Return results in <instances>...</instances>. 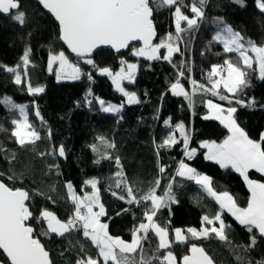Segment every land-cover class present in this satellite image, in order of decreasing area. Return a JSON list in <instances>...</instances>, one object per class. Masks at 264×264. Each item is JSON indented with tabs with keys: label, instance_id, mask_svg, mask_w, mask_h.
Wrapping results in <instances>:
<instances>
[{
	"label": "trees",
	"instance_id": "16d2710c",
	"mask_svg": "<svg viewBox=\"0 0 264 264\" xmlns=\"http://www.w3.org/2000/svg\"><path fill=\"white\" fill-rule=\"evenodd\" d=\"M190 3V0H186ZM245 7L232 2V0H207L205 5V19L200 22L198 30L184 36V52L175 53L173 62L179 66L180 61L191 67V73L185 71L180 83L189 94L193 88L190 80L198 84L208 85L207 73L214 64H223L226 58H235L236 54H226L223 45L209 41L217 31L216 18H223L235 31H239L246 39H251L258 45L264 44V14L255 5V0H244ZM21 10L27 14V23L21 27L19 23L11 20L8 16L0 15V65L16 67L21 72L24 83H14V76L0 68V96L11 97L18 104H28L27 113L29 122L40 132L42 140L34 146L20 148L11 136L13 125L12 119L19 118L18 112H9L0 104V146L8 155L15 153L16 161L12 166L5 158V152H0V172L17 173L15 187H23L30 192L32 199L28 202L30 210L35 216H39L40 209L47 208L54 212L59 219L66 221L71 215L74 205L68 199L66 182L71 181L77 195H83L81 188L84 181L96 178L99 181L98 189L100 201L104 204L107 217L103 222L108 223L109 232L113 236H119L125 241L132 239L131 231L139 223L144 221L143 213L145 206H131V211L117 216V212L129 207L111 194V191L123 193L114 186V173L117 171L115 157L118 156L124 170V174L133 184L137 195H143L150 187L155 186L159 178L160 186L157 195H163L165 187L173 181V191L178 202L169 204L157 212L155 221L169 228L170 239L173 240V230L180 228L184 232L189 227L199 228L201 219L208 215L214 217L218 211V204L209 197L193 181L175 176V170L179 160L184 159L189 166L212 180V186L217 192H229L237 201L238 206L245 207L249 197V191L245 187L242 177L231 168H221L213 161L204 159V149L199 147L203 140L220 142L227 135V129L218 120H205L207 113L205 101L213 100L221 106L235 107L237 111L234 118L237 123L253 140H260L264 131V80L259 78L258 71L248 69L249 86L243 91L230 96L232 102L222 101L218 96H212L203 90H197L193 95V107L189 108L188 101L183 96H175L170 91L171 83L177 79V68L172 63L160 60H146L137 58L128 51L115 55L107 49H102L92 55L98 68L108 67L113 72L117 70L123 59L137 64L136 79L133 83L122 82V86L128 92H134L140 103H125L124 97L118 94L112 85L110 78L100 75L94 69L92 72L93 83L91 84L84 73L88 67L82 59L73 57L67 52L58 39L59 30L51 15L46 14L40 5L33 0H20ZM185 13L191 16L187 9ZM167 8L154 12V26L157 31L155 42H160L168 33H173L174 20ZM186 27V25H183ZM25 47L31 48L30 64L24 77V67L21 56ZM181 48V46L179 45ZM65 51L69 59L78 64L82 69L79 80H57L55 70L48 72V57L51 52ZM166 50L161 49V53ZM203 53V55H201ZM219 53V55H217ZM183 57V59H182ZM33 87H43L44 91L38 95H29L27 82ZM91 89L93 103H85V97ZM223 95V93H222ZM99 97L102 100L123 104V109L118 114L105 113L93 99ZM255 101L253 107L242 106L235 100ZM39 109L44 119V124L36 117L35 112ZM171 120L174 126L183 121L191 131L190 146L197 148V155L192 160H187L182 151V145L173 146L170 149H160L157 157L158 144L169 134V129L164 125V120ZM49 131L51 139H48ZM180 139L179 133H175ZM98 136L105 137L114 142L115 149L107 148L97 140ZM155 141V144H154ZM63 144L66 148V158H55L59 165L57 169H49L48 165L53 162V157H41L40 153H46L53 147ZM96 144L98 152L94 153L91 145ZM109 153L113 159H101L99 164L94 161L103 153ZM159 165L165 166L164 174L159 172ZM23 173L22 178L19 176ZM249 175L253 178H261L255 171L250 170ZM6 183L7 176L0 177ZM91 191L90 187L85 188ZM42 193L37 195L36 193ZM47 197H51L49 200ZM54 201V203H53ZM147 207H151L147 202ZM135 214V218L134 215ZM229 228L226 230L227 242L215 238L214 234L208 238L190 239L187 244L173 243L172 251L177 257L187 254V248L191 243L204 247L214 259L215 264H257L264 261V237L258 231L250 233L244 225L234 221L231 216H224ZM217 224V223H215ZM37 237L45 245L46 250L54 264H75L80 255V244L90 248L93 255L96 250L91 248V242L87 241L82 232L65 234L64 237L51 234L50 236L39 235L47 225L32 222ZM256 236V244L253 246L251 238ZM158 244V240L149 233V240L145 243V249L151 254ZM163 250H161V254ZM0 261L5 263V258L0 252Z\"/></svg>",
	"mask_w": 264,
	"mask_h": 264
},
{
	"label": "snow or ice",
	"instance_id": "6c2138e0",
	"mask_svg": "<svg viewBox=\"0 0 264 264\" xmlns=\"http://www.w3.org/2000/svg\"><path fill=\"white\" fill-rule=\"evenodd\" d=\"M233 3L245 7L244 0H232ZM37 3L54 18L58 25V39L67 46L71 53L75 54L78 59H82L87 65H91L100 75H106L111 80L118 92L122 93L128 104L140 103L134 92H128L122 86V81L127 80L134 82L137 70L136 63H128L121 59V68L113 72L108 67L98 68L95 61L91 59L94 50L103 45L110 46L117 53L122 49L129 48L131 42H142L139 48H132V55L144 57L146 60H164L173 64L177 68V79L171 83L170 91L175 96H183L188 101L189 108L193 107V95L197 90H203L211 93L212 96H218L222 101L232 102L229 95H222L219 89L222 87L226 93L237 94L249 86L248 69H253L259 73V78L264 80V45H258L251 39H246L239 31H235L230 25L226 24L223 18H216L217 31L209 41V45L219 43L223 45V51L226 54L234 53L235 58H226L223 64H214L207 73L210 87L204 84H198L195 80H190L193 91L190 95L180 83V78L184 77L185 71L191 73V67L185 61H180L179 66L173 62V55L181 53L179 45L187 44L184 40L185 35L198 30L200 22L205 19V5L207 0H37ZM255 5L259 11L264 14V0H255ZM169 9L174 17L175 33H168L159 43H153L156 37L154 26V12L161 9ZM183 9H187L191 16L187 15ZM0 14L8 16L11 20L19 23L23 27L27 21V14L21 10L20 0H0ZM183 25H186L183 26ZM161 49L166 50L161 53ZM31 48L25 47L21 62L24 67L23 76H28V65L30 64ZM251 53V55H250ZM182 54V53H181ZM203 55V53H201ZM219 55V53H217ZM58 64L55 69L56 79H81L82 69L78 64L70 61L65 51L51 52L48 57V70L53 71V65ZM16 67L0 65L5 72L14 76V83L21 85V72ZM87 75L89 81L92 80L90 73ZM44 91L43 87H33L31 82H27V92L29 95H38ZM91 89L85 97V103L91 105ZM100 105V110L105 113H120L123 104L115 105L106 103L99 97L93 98ZM235 103L242 106L253 107L255 101H243L236 99ZM0 104L7 108L11 113H19V118L12 119L11 136L20 148L34 146L37 141L43 139L40 132L29 122L26 111L27 105L18 104L11 97L0 98ZM208 109V115L205 120H218L225 129L227 135L220 142L204 140L199 143L201 149H205L204 159L214 161L221 168H231L243 177L248 186L250 196L247 200V207H240L237 201L227 192L214 190L212 180L209 176L204 175L189 166L184 159L177 163L175 170L176 177L185 178L193 181L203 192L215 200L220 208L227 209L229 213L247 230L252 233L258 231L261 237H264V182L252 180L249 178V170L254 169L256 172L264 175V145L253 140L237 123L234 113L237 111L234 107L224 108L220 104L213 103L212 100L205 101ZM35 115L44 124V119L37 108ZM164 125L169 129V134L158 144L157 157L160 156V149H170L173 146L182 145L183 155L187 160H192L197 155V148L190 146L191 131L186 127L183 121L176 123L174 126L171 120H164ZM179 133L180 139H177L175 133ZM48 139H51L49 131ZM97 140L107 148L115 149L114 142L108 141L103 136H98ZM261 141H264V133L261 134ZM155 144V141H154ZM94 153L98 152L96 144L90 146ZM0 152H5V158L10 166L16 161L15 153L8 155L6 150L0 146ZM41 157L51 156L53 162L48 165L49 169H57L59 175V165L55 163V158H66V148L63 144L53 147L46 153H40ZM101 159L110 160L113 157L105 152L94 162L99 164ZM115 165L117 171L114 173V185H110L109 190L114 186L123 193L111 191V194L117 199L124 201L129 207L117 212V216L131 211V206H145L143 213L146 222L139 223L131 231V241H125L119 236H113L109 232V225L102 222L101 217H107V211L100 201L98 189L99 181L96 178L86 179L84 187L81 188L83 195H77L71 181L66 182L65 187L68 192V199L73 203L74 208L71 215L66 221H62L57 215L47 208L40 209L39 216H35L30 210L29 203L32 199L30 192L23 187H15L14 182L17 180V173L9 169V173L0 172V177L7 176L6 183L0 179V250L7 258V264H54L45 245L37 237L36 230L32 225L35 221L37 224L46 223V229H42L39 235L50 236L56 234L64 237L65 234L73 232H82L83 237L91 242V248L96 250V254L91 253L90 248L80 244L79 253L75 264H215L214 259L202 246L191 243L187 248V254L177 257L171 250L173 243L187 244L190 239H208L213 234L216 239L227 242L228 237L226 225L221 218L220 212L214 217L205 215L201 219V228L197 230L194 227L186 229V235L181 229L173 230L175 240L170 239L169 228L157 223L154 219L157 212L177 203L178 198L173 191V181L165 187L163 195H157V189L160 186L159 178L155 181V186L150 187L143 195H137L133 184L124 174L120 158L116 156ZM159 172L164 174L165 166L159 165ZM19 176L22 178L23 173ZM91 188V192L85 190ZM37 195L42 193L37 192ZM51 200V197H47ZM150 202L151 207H147ZM54 203V201H53ZM98 209V211L96 210ZM134 218H135V214ZM111 219V217H107ZM215 222L219 226H215ZM149 233H154L158 238V244L149 254L145 249V243L149 240ZM252 245L256 244V236L251 238ZM161 250L163 253L161 254ZM3 264V262H0ZM257 264H264L259 261Z\"/></svg>",
	"mask_w": 264,
	"mask_h": 264
},
{
	"label": "crops",
	"instance_id": "0c3cea01",
	"mask_svg": "<svg viewBox=\"0 0 264 264\" xmlns=\"http://www.w3.org/2000/svg\"><path fill=\"white\" fill-rule=\"evenodd\" d=\"M173 17V16H172ZM173 20H174V17H173ZM264 45V44H263ZM250 55H251V53H250ZM137 57V56H136ZM144 58V57H143ZM128 62V61H127ZM128 63H133V62H128ZM47 68H48V66H47ZM120 68H121V66L117 69V70H115L114 71V73L115 72H117V71H119L120 70ZM210 70H211V67H210ZM209 70V71H210ZM48 72H50L49 70H48ZM135 79H136V74H135ZM72 79H69V81H71ZM111 80V79H110ZM129 82V81H127V80H124V81H122V82ZM111 82H112V80H111ZM121 82V83H122ZM129 83H133V82H129ZM112 85H113V83H112ZM211 85H210V83L207 85V87H210ZM113 87H114V90L118 93V94H120L122 97H124L123 96V94L122 93H120V92H118L117 90H116V88H115V85H113ZM219 91H220V93L222 94L223 93V95H229V96H232L233 94H229V93H226L224 90H223V88L221 87L220 89H219ZM172 93V92H171ZM211 94V93H210ZM124 99H125V103H127L126 102V98L124 97ZM105 101V100H104ZM106 103H109V102H107V101H105ZM212 102L213 103H216L215 101H213L212 100ZM121 103H118V104H116V105H120ZM216 104H218V103H216ZM23 105H27L28 106V104H23ZM100 106V105H99ZM224 108H227V107H225V106H223ZM235 108V107H234ZM123 109V108H122ZM121 109V110H122ZM206 109H207V107H206ZM110 114H116V113H110ZM205 115H208V109H207V113L205 114ZM234 115V114H233ZM219 122V121H218ZM241 127V126H240ZM242 128V127H241ZM262 133H264V131L262 132ZM261 133V134H262ZM228 134V133H227ZM204 141V140H203ZM209 141V140H208ZM256 141H258V140H256ZM259 142V141H258ZM206 150L204 149V152H205ZM214 162V161H213ZM250 170H252V171H255L254 169H250ZM249 170V171H250ZM256 172V171H255ZM238 173V172H237ZM257 174H259L260 176H261V178H258V179H256V178H253V177H251L250 175H249V178L250 179H252V180H256V181H260V182H264V175H262L261 173H259V172H256ZM239 174V173H238ZM239 176H240V174H239ZM241 177V176H240ZM242 180H243V182H244V179H243V177H242ZM244 184H245V187L248 189V186L246 185V183L244 182ZM218 193H220V192H218ZM229 193V192H228ZM230 194V193H229ZM231 195V194H230ZM232 196V195H231ZM249 196H250V193H249ZM233 197V196H232ZM214 200V199H213ZM245 207H247V205L245 206ZM218 211L220 212V214H221V218L224 220V216H231L232 217V219L234 220V221H236V222H238L236 219H235V217H233L232 215H231V213H229L228 211H227V209H221L220 208V206H219V204H218ZM143 222H146L145 220L143 221ZM225 222V224L227 225V223H226V221H224ZM215 223H217L216 225H217V227L219 226V223L218 222H215ZM239 223V222H238ZM201 228V226L199 227V228H196L197 230H199ZM176 229V228H175ZM180 229V228H179ZM182 230V229H181ZM182 232H184L183 230H182ZM186 235H190V234H187L186 232H184ZM173 234H174V232H173ZM153 235H154V233H153ZM157 240H158V238H157ZM175 240V236L173 235V241Z\"/></svg>",
	"mask_w": 264,
	"mask_h": 264
},
{
	"label": "water",
	"instance_id": "95a60500",
	"mask_svg": "<svg viewBox=\"0 0 264 264\" xmlns=\"http://www.w3.org/2000/svg\"><path fill=\"white\" fill-rule=\"evenodd\" d=\"M33 1H34L35 3H37V0H33ZM37 4H38V3H37ZM38 5H39V4H38ZM41 8H42V6H41ZM43 11H44L46 14H48V13L46 12V10H43ZM0 15H2V14H0ZM49 15H50V14H49ZM2 16H6V15H2ZM52 18H53V17H52ZM53 19H54V18H53ZM54 21H55V20H54ZM55 24L57 25L56 22H55ZM57 26H58V25H57ZM156 33H157V31H156ZM155 38H156V37L153 38V43H155ZM61 43H62V45L65 47V49L67 50V52H68L69 54H71L73 57H76L75 54L71 53L70 50L67 49V46L64 45L62 41H61ZM134 45L142 46V42H139V41H133V42H131L129 48H127V49H122L121 52H119V53H117V52H116L114 49H112L110 46L103 45V46H101L100 48L94 50L93 53H92V55H93L94 53H96V52L102 50V49H107V50L111 51L112 53H114L115 55H119V54H121V53H124L125 51H128V49H130V48L133 47ZM92 55H91L90 58H92ZM59 158L64 159V157H59ZM28 202H29V201H28ZM28 202H26V203H28ZM198 245H199V244H198ZM199 246H200V245H199ZM0 252L2 253V250H0ZM49 253H50V252H49ZM2 254H3V253H2ZM3 256H4L5 260H6L5 263L3 262V264H7V258H6L5 255H3ZM0 262H2V261H0Z\"/></svg>",
	"mask_w": 264,
	"mask_h": 264
},
{
	"label": "rangeland",
	"instance_id": "374dc122",
	"mask_svg": "<svg viewBox=\"0 0 264 264\" xmlns=\"http://www.w3.org/2000/svg\"><path fill=\"white\" fill-rule=\"evenodd\" d=\"M155 43H159V42H155ZM134 47H136V48H139V47H141V46H139V45H134ZM131 54H132V49H131ZM137 58H142V59H145V58H143V57H137ZM183 59V58H182ZM71 61V60H70ZM72 62V61H71ZM72 63H74V62H72ZM74 64H76V63H74ZM79 66V65H78ZM11 67V66H10ZM58 67V64H54L53 65V68H54V70L56 69ZM67 80H69V79H67ZM3 97H5V96H0V98H3ZM109 103H111V104H118V103H113V102H109ZM229 107H231V106H229ZM89 192H91V191H89ZM97 211H98V209H96ZM102 218L103 217H101V220H102ZM102 222H103V220H102ZM215 226H217L216 224H215ZM131 241V240H130ZM129 241V242H130Z\"/></svg>",
	"mask_w": 264,
	"mask_h": 264
},
{
	"label": "built area",
	"instance_id": "2783aa9c",
	"mask_svg": "<svg viewBox=\"0 0 264 264\" xmlns=\"http://www.w3.org/2000/svg\"><path fill=\"white\" fill-rule=\"evenodd\" d=\"M173 31H174V33H175V24H174V28H173ZM180 46H181V52H184V48H185V44L184 43H181L180 44ZM183 58V57H182ZM88 67V71H87V73H90V74H92V72H93V68H92V66H87ZM86 77H87V75H86ZM91 84L93 83V79L91 80V81H89Z\"/></svg>",
	"mask_w": 264,
	"mask_h": 264
}]
</instances>
